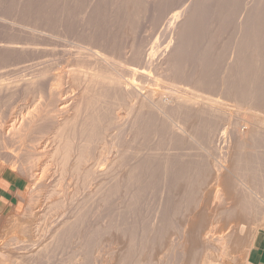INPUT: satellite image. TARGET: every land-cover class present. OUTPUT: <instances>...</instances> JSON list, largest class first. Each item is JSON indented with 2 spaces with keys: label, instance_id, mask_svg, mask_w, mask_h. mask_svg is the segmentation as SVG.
I'll return each mask as SVG.
<instances>
[{
  "label": "bare ground",
  "instance_id": "bare-ground-1",
  "mask_svg": "<svg viewBox=\"0 0 264 264\" xmlns=\"http://www.w3.org/2000/svg\"><path fill=\"white\" fill-rule=\"evenodd\" d=\"M250 1V7L244 11L242 20L235 21L232 26L234 32L231 34L229 47L230 42L228 41L226 46L227 39L225 40L224 35L229 20L218 14L207 20L204 49L200 56H192V70L187 74V58L181 49V38L182 29L190 17L196 15L192 14L193 8H190L193 12L183 9L175 13V10H172L175 14L169 18L177 25L176 31L173 30L177 37L175 42L170 40L163 47L160 43L162 48L151 47L149 51L146 49L148 52L135 54L133 51L126 67L119 58H114L111 54L109 57L106 55L109 53L91 49L92 51H87L86 54H75L71 64L66 65L71 69L54 74L47 80L52 70L49 66L51 63L44 58L51 51L44 48L46 46L28 47L32 59L21 69L26 72L25 76L28 78L20 81L26 82L25 87L21 88L20 84L12 87L4 85L5 87L0 88V97L21 91L32 104L29 103L24 109H29L24 117L10 118L0 124V151L4 153L0 156V161L8 162L12 169L20 159L15 154V147L22 146L23 159L20 161L28 165L24 169L30 174L33 182L36 180L37 193L41 192V196L36 194L39 198L29 202L24 216L26 221L22 219L24 222L19 223L21 218L19 221H16V218L8 219V225L6 224L5 229L3 227L0 237L4 239L10 233L22 238L27 237L32 244L26 245L28 247L22 250L29 251L12 252L5 246L7 243H4L0 245V264H37L43 257L48 258L55 254L74 235L80 234L85 228L88 213L73 216V212L66 211L68 203H72L73 198L85 189L89 190L87 197H90L103 187L101 183L111 177H116V180L98 195L97 206L100 208V205L116 195H126L130 188L140 184V177L144 175L143 172L146 173L144 164H155L153 162L157 156L155 157L153 151L146 149L149 151L146 153L143 150L150 141V136L160 132L163 133L164 139L159 138L161 142L158 147L161 146L162 154L158 156V160L168 198L171 197L170 191L174 190L171 178L175 175H171L177 171H173L176 167L184 170L181 178L178 177L177 185L175 183L176 187L174 185L175 192L181 193L182 198L180 195L179 198L183 200V212L186 213L183 230L182 226H179L183 240L178 252L179 264H251L247 257L253 240L257 233L264 231V101L255 89L260 69L257 61L259 63L261 59H258L255 49L249 43L248 30L253 17L264 12V0ZM255 46L257 47V44ZM156 82H166V89H170L171 93L175 92V103L172 106L165 105L161 94L157 93V89H153ZM178 82H190L191 86L187 83L186 86L190 87L184 89L178 86ZM61 85L65 87L60 90ZM200 89H204V92L200 93H205V97L199 93ZM74 91L77 92L76 96L73 94L74 97L71 95L61 98L63 92ZM107 96L116 100L115 103L111 101L115 104L113 108H108L105 101ZM37 98L42 101L37 103L38 100L36 104ZM115 108L123 110L124 116L111 111L117 110ZM121 122L124 123V137L118 136L120 150H116L118 154L111 156V148L107 147V133L110 127ZM199 132H205L206 138V148H202V151L197 148L198 151L192 153H170L177 142L185 145L201 140ZM92 145L96 148L91 154ZM5 154L7 155L4 156ZM54 174L60 177L55 180L56 185L50 183ZM68 175L72 176L71 188L69 187L71 190L66 192L61 189L60 181ZM178 207L180 205L177 209ZM195 208L199 210L194 213ZM183 218L184 216L181 219ZM162 220L161 218L158 223L161 224ZM93 229H86V239L91 238ZM120 230L110 231L117 245L113 262L110 264L129 263H126L124 258L129 250L127 245L131 238H127ZM152 230L148 233L152 234ZM162 232L157 233L159 239L157 238L156 242L159 240V243L154 244L156 248L154 246V249H151L153 252L150 251L154 261L169 255L171 251L174 231L171 228ZM80 250L89 251L85 243ZM137 264L150 263L141 260Z\"/></svg>",
  "mask_w": 264,
  "mask_h": 264
},
{
  "label": "rangeland",
  "instance_id": "rangeland-1",
  "mask_svg": "<svg viewBox=\"0 0 264 264\" xmlns=\"http://www.w3.org/2000/svg\"><path fill=\"white\" fill-rule=\"evenodd\" d=\"M195 3H197V5H195ZM245 3H247V5H245L246 7L244 6ZM187 4L189 6H186ZM250 4H251L250 0H0V88L5 87L6 85H7L6 87H12L18 84H20L21 88L25 87L26 82H20V81L28 78L27 76H25L27 75L26 72L21 70L22 66L28 64L32 59L31 51L30 48L28 47L33 48L35 46L41 48L46 46L44 48H47L51 51V53L49 55H46L44 58L45 60H47L48 63H51L49 64V66H51V70H52L49 73L47 80H50L54 74H59L60 72H63V70L71 69L70 67L69 68L66 67L68 63L71 64V62L75 59V57L80 53L84 52L83 54H86L92 50L93 51L98 50L105 54L109 53L106 55L109 57H111L112 55V57L114 56V58H119L123 63L124 67H126V62H129L130 57L133 56L132 55L133 53L136 54V52L137 53L148 52L152 48L159 49L160 43L161 46L163 47L170 40H173L175 42L176 41L175 39H177V37H175L176 36L175 26L177 27V25L173 24L172 20H170L172 14L179 13L183 9H186L187 11H192L194 9L193 10L194 12L192 11L193 12L192 14L193 15L196 14V15L194 16L192 15L193 17H190L189 22L182 29V38H181L182 40L181 49L184 52L185 57L187 58L188 66L185 63V73L187 74L189 73V71L191 72L192 70L193 65H190L193 64L192 61L194 60L192 56L194 57L200 56L204 49V42H205L206 30H207V20L211 16H217V14L218 16L219 15L224 16L226 19L229 20L227 29L225 30L226 33L224 34L226 36L225 40L227 39L226 46L228 45V41L230 42L228 45L229 47L231 44L230 40H232L231 34L234 32V28L232 26H234L235 21H240V19L242 20V17L246 12V8L248 9V7H250ZM188 8L189 9L193 8V9L189 10ZM172 10L173 11L175 10L174 11L175 13ZM169 11L172 12L169 13ZM248 32H249L248 35L249 43L255 49L254 51L258 55V59L259 60L261 59L259 63L257 61V65H260V69L258 70L259 76L257 75L258 80L257 82H255L256 84L255 89L257 90V92L261 94V97L263 98L264 101V61H263L264 60V12L261 13L260 15L257 14L253 17L251 24H249ZM237 35L238 34H236V36ZM256 44L257 47L255 46ZM157 45L158 47H156ZM161 46L160 48H162ZM13 47H20L22 49H14ZM137 49L139 51H136ZM146 49L148 51H146ZM259 50L261 51L259 52ZM231 51L232 48L229 50V53ZM56 69L58 71H56ZM81 70L90 71L84 69ZM17 72L18 74H16ZM19 74L22 76V78ZM187 83L190 84V82ZM187 83L182 82V84H180V82H178V86L179 87L181 86V88L184 89H189L191 84L190 86L189 85L186 86ZM156 84L155 86L153 85L154 86L153 89H157V93L161 94L162 96L161 98L164 101L163 103L165 105L169 104L167 106L170 105L172 106L175 103V98H174L175 95H173L175 94V92L173 91L174 93H171L172 91L170 89L168 90L166 89L167 88L165 85L166 82H161V83L156 82ZM64 87H65L64 85H61L60 90L63 89ZM158 91H160L161 93ZM200 92L203 93L204 89H200L199 93ZM76 93L77 92L75 91L74 93L63 92L61 98H65L69 96L71 97V95L72 97H74L76 96ZM202 93L200 94L203 95V97H205L204 95L206 94L205 93L202 94ZM156 96L159 97L158 95ZM106 99L107 100L105 101H107L106 103L108 105V108L111 106L113 108L114 107L113 105H115L114 103L116 102L114 97L107 96ZM40 101H42V99L37 98V100H35V103L36 102L39 103ZM111 101H113L114 103L112 104ZM29 103L30 105L32 104L31 101L28 100V98L26 99V97L22 94L21 91L11 93L10 95L7 96H1L0 124L7 122L10 118L19 119L21 117H24L27 111L29 110L28 109L24 111V109L27 108V106H29ZM115 109L117 110H111V111L119 116L122 117L124 116L123 110L121 109L118 110L119 108H115ZM119 124L114 125V127H110L107 133V144L109 145L107 147L111 148L110 151L111 156L118 154L120 150L118 140L120 139L121 136L122 138L124 137L123 136L124 123L121 122ZM242 129L243 128H241L240 131H242ZM204 133L205 132L198 133V136L199 135L200 137L202 136L201 140L197 141L200 142L199 143L200 145L197 144V142L194 143L191 142L185 144L186 145L185 146L184 144L182 145L177 142L171 148L170 153L178 154L183 152L192 153L198 150L202 151V148H206L205 146L206 138L204 136ZM115 136H117L116 139L114 138ZM159 138L161 140L162 138L164 139L163 133L161 134L160 132L155 136H150V141H148L147 146L145 145V150L149 149L150 152L153 151L155 157L157 156L155 160L157 164L155 161L153 162L155 163L153 164L154 166L152 165V162L144 164V166H146L145 167L146 170H144V166L142 170H144L146 173L143 172L144 175L141 174V176L142 175L143 176L140 177L139 180L140 184L138 185L140 186L136 185L137 187L134 186L130 188L126 195L119 194L116 195L115 197H112L113 198V199L111 198L112 200L110 199L107 203L100 205L99 208V205L97 206V202H96L97 197L102 191L106 190L115 182L116 177H111L107 179V181L105 180L103 182L104 185L103 183H101L102 184L101 186L103 187L99 188L100 187L99 184L98 187L99 191H97L94 194H91L92 196V197L90 196L91 198L89 196H88L89 198L87 197L88 195L87 192H89V190L85 189L86 190V191L84 190L85 193H83L84 191H82L80 195L76 197L77 199L73 198L72 200L73 202L68 203L66 207V211L73 212V216H77L80 213H84V212L88 213V215L86 216L85 228H83L80 233L81 237L80 234L74 235V237L66 244H64L62 247H60V249L56 251L55 254H52L48 258L43 257L41 259L42 261L40 260L37 264H78V263L79 264L81 263L110 264V262H113L112 259L117 246L115 244L116 240L114 239L113 236H111L110 231L111 229L112 231L116 229L120 230V226L122 227L120 231L124 233L123 235H127V238L129 236V239L130 238L132 239V240L130 239L128 242L129 246L127 245V248H129V250L126 252L124 258V261L126 263L129 262L130 264L131 263L137 264L141 260H144L149 262L150 264H179L178 252L180 251L179 248L181 243L183 242L181 229L183 230L182 224H184V220L186 217V215L184 214L186 213L183 212L184 209L182 206L183 200L181 199L182 198L180 195L181 193L175 192L176 191L175 187L177 185V181H179L178 177L180 176L181 178V175L183 174L184 170H179V167H176L175 171H173L174 173L177 171L176 174L180 172L179 173L180 175L179 174L176 175L172 173L171 177L175 175L171 178L174 190L170 191L171 195L170 194L169 195L171 197L168 198V195L166 194L167 188L165 190V181H163L161 178V169H160L161 166L158 160L159 158L158 156L162 154V151L160 149L161 146L158 147L159 143L161 142ZM180 145H182L183 147ZM95 148L96 147L94 145L90 147L91 154L94 153ZM197 148L199 149L197 150ZM21 149L22 146L18 148L15 147L16 150L15 154L20 159L19 161H17L16 165L12 167V169L10 167L11 165L8 162L0 161V172H7L13 177L21 179L24 183V189L19 194L17 203L14 204V206L10 207L8 210H6L3 214H0V237L2 235L3 230L8 225V219L14 220L16 218V221H19V219L21 218L19 223L24 222V220L26 219L24 216L30 204L29 202L31 201V199H37L39 198V196H41V192L37 193V189L35 186V184L37 183L36 180H34L35 182H33V179L30 177V174H27L28 172L26 173L27 170L25 171L28 165L24 164L23 161H20L23 159V156L21 155L22 153ZM145 150H143V152L146 153L149 152ZM156 150L157 153H155ZM3 154L4 153L0 151V156L1 155L3 156ZM6 155L7 154H5L4 156ZM68 176H65L63 178L64 180L62 179V181H60V187H62L61 189L65 190L66 192L71 190L69 189V187L71 185L70 181L72 179V176L70 175ZM67 177L70 180L67 179ZM174 177L176 178L175 181H174L175 179ZM59 178H60L59 176L54 174V176H52L51 178L52 180L51 181L50 179L48 180L50 181V183L52 182V184H54L57 180H59ZM63 181H65L66 183H64ZM56 184L57 183H55L54 185ZM36 194L39 196H37ZM179 195L181 198H179ZM172 196L174 198H172ZM120 198H122V200ZM171 199H173L175 202L172 201ZM176 201L178 202L176 203ZM165 202H167V204L164 205ZM179 202L182 203L180 204ZM111 203L113 204L110 205ZM169 205H171L172 208ZM179 205H180V207H178L179 211H177L178 210L177 206ZM123 206L125 207L127 206V207L125 208ZM163 206L165 207V209ZM195 209L193 210L194 213L199 210L198 208ZM177 212L178 214H176ZM61 214L62 213H60V217L62 216ZM175 214L176 216H174ZM183 216L184 218L181 219ZM161 218L163 220L161 224H159L158 221L160 222ZM167 218L169 221L167 220ZM155 222H157V224ZM132 224L133 226H131ZM88 226L91 229L93 228L94 229L91 238L86 239L85 234H87L86 229H89ZM128 226H130V228ZM179 226H182V228L180 229ZM152 228L154 231L152 230ZM171 228L172 231H174V233L171 238V246H170L171 251H169L168 253L169 255L165 257H161V259L159 258L160 261L159 260L154 261V258L152 257L153 250L151 249L156 248V245H158L159 243V240L157 241L158 243L156 242L158 238L157 233L160 232L163 233L162 232L163 230L164 231L167 229L171 230ZM157 229L160 232H158ZM151 230L153 235L149 234ZM104 231L106 232L104 233ZM146 233H148L149 237ZM155 233L156 235H154ZM108 234H110L109 235L110 237L108 236ZM93 236L94 238H92ZM6 237L4 239H0V245L7 243L5 246L7 247L8 250L17 253H24V251L26 253L29 251L28 249L22 250L28 247L26 245L32 244V241L28 240L27 237L22 238L14 233L12 234L10 233ZM111 238L114 240L111 241L112 240ZM133 239L135 242L133 241ZM84 243L88 247L89 251L87 252H82L83 250H80L83 248ZM133 243L134 245H131ZM155 243L156 245H154ZM138 253H140V255H138ZM141 254L142 255L145 254L146 256L145 255L142 256ZM149 256L151 257L149 258ZM105 259L107 260L106 261L107 263L105 262ZM108 259H110L109 263H108Z\"/></svg>",
  "mask_w": 264,
  "mask_h": 264
},
{
  "label": "crops",
  "instance_id": "crops-1",
  "mask_svg": "<svg viewBox=\"0 0 264 264\" xmlns=\"http://www.w3.org/2000/svg\"><path fill=\"white\" fill-rule=\"evenodd\" d=\"M23 189L24 183L21 179L7 172H0V214L17 203ZM247 259L251 264H264V231L255 236Z\"/></svg>",
  "mask_w": 264,
  "mask_h": 264
}]
</instances>
